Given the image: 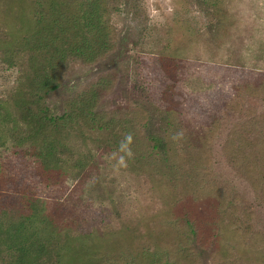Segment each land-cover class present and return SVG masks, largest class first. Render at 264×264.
I'll use <instances>...</instances> for the list:
<instances>
[{
  "label": "rangeland",
  "instance_id": "obj_1",
  "mask_svg": "<svg viewBox=\"0 0 264 264\" xmlns=\"http://www.w3.org/2000/svg\"><path fill=\"white\" fill-rule=\"evenodd\" d=\"M128 1L106 0L115 50L122 34L131 29L124 48L128 57L121 68L109 75L113 69L110 65L107 69L78 63L71 66V76L78 80L76 90L82 93L100 76L109 75L105 80L110 90L99 106L103 111L119 109L121 118L134 122L113 127L122 137V149L117 145V151H129L132 168L123 161L118 163V154L108 143L107 129L95 124L85 127V134L70 139L74 152L59 154L58 166L43 171L23 148L13 146L7 132L12 125L0 123V220L15 209L17 212L22 197H32L64 233L84 235L99 221L109 234L110 228L117 226L114 207L120 201L126 224H134L143 241L137 239L138 245L158 250L162 255L159 264H264V201L260 199L261 189L251 182V174L222 167L220 159L210 166L217 180L224 183L220 189L223 187L226 199L231 200V208L241 209L239 213L232 211L237 218V236L227 239L218 227L225 217L217 210L220 205L216 199H210L212 208L207 206L206 188L201 190L199 185H188L186 179L177 181L173 175L160 174L159 167L143 170L142 160L134 161L150 153L155 137L165 136L164 125L159 128L162 105L175 107L181 128L192 132L200 145L202 141L227 139L231 130L246 120L258 123L256 136L264 137L260 131L264 129V0ZM135 2L139 3L137 8ZM167 59H171L178 84L167 81L171 88L167 97L164 91L162 97L154 91L160 84L155 86L150 93L159 98L148 103L139 84L143 85L147 77L155 85L159 78L147 67L162 68ZM136 61L140 76L133 74L131 84L126 73ZM16 76L17 70L0 57V100L8 97ZM245 88L249 90L241 94L242 98L237 90ZM237 97L246 105L240 103L235 109L230 99ZM57 99L54 97L53 105ZM179 145L177 141L176 147ZM248 146L252 153L255 145ZM193 187L195 197H187ZM184 217L198 222L195 226L200 229L195 238H189V254L182 250L185 243L175 238ZM101 261L95 256L91 262Z\"/></svg>",
  "mask_w": 264,
  "mask_h": 264
},
{
  "label": "trees",
  "instance_id": "obj_2",
  "mask_svg": "<svg viewBox=\"0 0 264 264\" xmlns=\"http://www.w3.org/2000/svg\"><path fill=\"white\" fill-rule=\"evenodd\" d=\"M138 4L135 2L134 8ZM109 14L106 0H0V57L8 67L17 70L8 97L0 100V123L7 121L12 125L7 132L13 146L23 148L43 171L58 166L59 154L74 152L70 139L75 134H85L84 128L95 124L107 129L108 143L118 154V163L123 161L132 168L129 151H126L128 155L120 153L122 137L113 127L131 126L135 125L134 122L121 118L119 109L103 111L99 106L110 90L105 79L119 70L128 57L124 48L131 31L122 34L120 46L115 50L116 39L107 19ZM167 61L162 68L147 67L159 78L155 85L147 77L143 85L139 84L148 103L157 102L159 98L150 93L155 86L160 84L159 90L154 91L161 97L164 91L167 97L171 90L167 81L178 84L173 77L171 59ZM78 63L85 67L99 64L107 69L110 65L113 69L106 78L100 76L90 88L79 93L76 90L78 80L71 76V66ZM138 64L136 61L126 73L131 84L133 74L140 76ZM121 83H124L123 79ZM248 90L237 92L240 91L238 95L242 97L241 94ZM54 97H58L55 105ZM240 97L230 99L231 107L236 105V109L240 103L246 105ZM160 108L159 128L164 125L165 136L155 137L150 153H144L142 158L134 161L142 160L143 170L159 167L160 174L173 175L177 181L186 179L188 185H199L201 190L206 188L207 206L210 199H216L220 205L217 210H221L225 217L218 227L227 239L234 238L239 229L232 211L239 213L241 209L231 208V200L226 199L223 187L220 189L224 183L217 180V174L210 166L212 161L220 159L222 167L241 171L240 174L246 176L251 174V182L261 189L260 199L264 201V137L256 136L258 123L246 120L237 124L227 139L202 141L200 145L201 141L194 140L192 132L186 133L184 130L187 129L181 128V119L173 110L175 107L162 105ZM247 115L248 110L243 117ZM260 131L264 132V129ZM71 133L74 134L70 136ZM208 135L209 138L213 136L211 132ZM177 141L180 142L178 147ZM248 143L255 145L252 153ZM136 148L140 149V146ZM136 151L139 153L141 149ZM191 190L187 197H195L194 187ZM20 203L17 212L15 209L11 216L0 220V264H93L91 261L95 256L102 260L101 264H159L162 261L158 250L138 245L137 239L143 241L134 224H126V212L120 201L115 202L114 207L117 226L110 228L109 234L96 221L88 233L79 236L64 233L32 197H22ZM196 223L184 217L179 224V236L175 237L177 242L182 240L185 243L182 250L188 254L189 238H195L200 230ZM224 253L226 255V249ZM176 264L182 263L176 261ZM223 264L229 263L225 261Z\"/></svg>",
  "mask_w": 264,
  "mask_h": 264
}]
</instances>
